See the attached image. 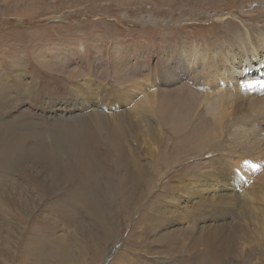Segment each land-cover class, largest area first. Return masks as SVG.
<instances>
[{
    "label": "rangeland",
    "instance_id": "374dc122",
    "mask_svg": "<svg viewBox=\"0 0 264 264\" xmlns=\"http://www.w3.org/2000/svg\"><path fill=\"white\" fill-rule=\"evenodd\" d=\"M152 18L156 22H151ZM224 20L226 22L230 20V25L233 24L231 27L237 26L236 24L240 25L241 30L248 27L245 33L258 30L257 28L264 24V1L0 0V81L7 88V96L11 97V99H0V121L5 123L9 120L19 119L18 126H21L24 120L35 122L48 120V122H52L55 119L54 122H59L57 120L61 117L58 115H62L66 119L78 115H84L85 117L88 115L86 111L95 112L96 109L102 113L112 114L113 108L111 106H115L116 110L118 108V110L124 111L126 119L128 118L127 121H131L137 127L133 128L135 130L133 138L129 137L132 132L128 133V131L124 136V145L127 152H131L135 157L133 162L136 165L129 160L133 158L129 153L126 162L127 168L122 166L116 171V165L112 169L106 162H95V166L99 164L97 172L99 179L101 178V189L105 185L122 182V178L128 175L130 179H128L129 188H127V193H133L134 191L130 187L138 181V178H136L138 171H143L148 176L146 183H143L144 186H140L142 183L138 185L137 195L139 198L135 197L132 205L122 204L120 197L117 196L116 204L112 207L102 204L101 207L97 208V211H99H95L99 216V222L104 227L97 225L95 233L98 238H101L98 246H102L103 250L107 248L105 254H96V250H94L95 243L87 238L83 229L84 225H87L94 215L90 216L89 209L92 208V202H90L92 199L87 194L88 192L84 193L83 206L77 205L74 207L78 212V218L81 222H84V225L74 221L66 223L64 220H61L60 223L56 222V224L48 225L50 226L48 228H53L55 231L49 233L48 229L44 235L49 237L50 240L59 238V243L54 244V249L60 245L62 240H68L70 244L72 257H68L67 264H179V262L185 261L189 257V252H181L180 255L172 254L173 256L163 253L164 247L157 240L162 234L174 233L183 237L182 245L185 248L190 246V239L186 238L189 235L188 229L194 230L196 227L193 219V209L195 208L192 206V199H189L191 195H195V191L190 187H202L205 181L209 179L204 174L208 166L202 161H204V152L210 151H207L208 149L203 151L206 146H202L203 148L191 150L184 156H179L178 161L171 160L177 157L179 153V150L175 148V144H178L175 140L179 141L180 137L186 135L189 137L190 135L192 127L187 125L189 123L185 124V127L181 126L176 132L167 129L157 120L155 115H151L152 117L150 116L147 119L146 124L155 128L153 137L161 135L159 144V141L153 137L151 138L149 132L140 130L143 125L139 123L144 122L145 119L139 122L136 118V115L139 117V114L135 115L134 111L140 110L139 101L143 96L150 91H155L156 88L151 81L160 82L159 79L161 78V72L164 71L165 64L173 59L171 58L173 56L172 52L178 51L179 45L185 49L194 47L203 50L205 47L206 50L208 48L214 50L213 47L215 46L216 49L217 43L224 46V42L229 41L227 37L228 35L231 36L230 33H233L234 29L230 28L229 25L224 26ZM174 61L170 62L172 66H176ZM83 82L87 86L83 85ZM182 83H186V81ZM177 89L185 91L189 96L188 87L180 86ZM17 93L20 96L23 93L25 95L20 98L19 95H16ZM87 99L90 101L84 103ZM11 100L14 101L12 106L10 105ZM91 101H98L100 104L110 103L111 105L105 106L106 109H104V106L102 108L100 106H89L85 109L86 111L82 109L80 111L77 108L75 111H71L65 105L62 109H56L57 105L65 102L76 103V107L80 108L88 105L87 103ZM195 123H197L196 120ZM72 124L77 125L81 132L87 125L86 120L83 119L72 121ZM22 134L25 135V132ZM12 135L7 133L10 140L13 139ZM36 140L37 138L24 140V144L29 147L35 145ZM186 142L188 141L186 140ZM194 142L195 140H189L188 143L193 146ZM227 146L229 147L227 148ZM220 149L221 152H229L230 159L234 156L233 153L236 150L238 154H234L238 155L237 157L243 154L242 148L226 142L223 138L220 140ZM220 151L214 152V155L220 156ZM143 154H147V156ZM191 154L195 155L192 156ZM188 156L192 157L188 158ZM261 157L263 160H261ZM258 159L260 161H255L259 162L257 163L258 166L248 176L245 174L242 177H237L235 168L226 173H221L219 169L213 171V176L209 180L212 191L208 194L209 198L201 206L203 208L200 207V209L208 211L210 206L208 212L214 210L217 195H220V189L225 185H230V187L236 185V191L242 195L245 194L246 201L251 200L245 210L240 209L239 206L236 207V200L230 202V204L228 203L227 208L223 209V213L227 216V218L224 217L227 223L234 222L248 232V235H245V232L238 236L233 231L234 225L232 224L227 225V232H224V234H235V240H231L234 245L230 243V238H228L227 245H225L227 247L232 245L236 253V259L234 258V260L240 261L243 259L245 264H264V163L262 164L264 157L260 156ZM21 160L23 163L20 167H24L23 169L28 171L26 176L23 170L16 169L10 172L0 168V171L4 170L0 172V177L6 180V183H4L6 186L4 185L3 188H8L7 193V189H0V200L3 199L6 203L5 193L10 198L14 195L18 200L21 198L20 194L23 197L32 196L31 193L23 192V189L17 185L18 183H24L25 180L27 181L31 177L35 179L36 176L34 175L39 176L41 180L46 177L44 165L33 167L25 162L26 159ZM65 161L71 162V160ZM169 161H171V166L167 163ZM221 161H216L219 166H221ZM195 163H198V167L194 166ZM156 169H159V171ZM196 172L197 174L199 172L200 176L196 175ZM78 179L79 177L74 182L70 181L71 184L68 183L66 190L78 183ZM33 180L31 183L33 186L31 187L36 188L34 194H40L41 190L38 188L37 179ZM47 183L50 182L47 181ZM246 186H249L250 189ZM251 188L253 193L249 194ZM47 195L43 199L42 203L44 204L50 202L49 205H53L66 201L63 194L58 196ZM98 195L100 196L98 200L102 199L101 190ZM213 196L214 199H212ZM240 197L238 196L237 199ZM210 203H213L214 206L211 207ZM40 205L38 206L39 209L37 208L40 217L44 214L47 218H51L52 215L57 214L56 212L51 214L48 210L46 212L41 211L44 206L40 207ZM257 207L260 208V210H256L259 216L254 211V208ZM207 211H204L201 215L210 217L211 215L206 214ZM250 211H254L255 214H251ZM231 213L237 217H232ZM249 214L260 221L257 222L253 219L248 222L247 216ZM31 215V220L27 219L26 221L27 226L22 223V227L20 229L16 228L17 231L15 229V232L12 231V235L6 225L5 227L1 225L0 264H25L23 262L25 254L22 250L25 248V239L38 237L37 232H30L31 226H33V223L36 224L35 219H37L35 214ZM219 220L211 216L210 219L201 221L200 217L197 226H201L206 230L210 225L215 226L220 223ZM167 222L168 224H166ZM111 226L115 228L113 237L106 239L104 242L107 230ZM182 229L183 231L185 229V231L183 232ZM108 236L110 237L111 234ZM219 238L214 240V245L223 239L222 234ZM49 239L47 238V243H49ZM9 240L10 242L7 243ZM41 244L36 246L35 249H40ZM1 246L2 248L6 247L2 249ZM82 247L88 248L83 252L84 248L82 249ZM203 248L208 249V245L204 244ZM164 250L166 251L165 248ZM37 252L40 253L39 250ZM42 254H39L40 258ZM35 257L33 253L28 257L30 264H36ZM173 259L174 261H172ZM195 260L198 261V259ZM52 263L57 264L56 261Z\"/></svg>",
    "mask_w": 264,
    "mask_h": 264
},
{
    "label": "bare ground",
    "instance_id": "6f19581e",
    "mask_svg": "<svg viewBox=\"0 0 264 264\" xmlns=\"http://www.w3.org/2000/svg\"><path fill=\"white\" fill-rule=\"evenodd\" d=\"M259 1L261 2L264 0ZM150 21L156 22V20H153V18ZM227 25H229V27L234 30L233 33H230L231 36L228 35L227 40L229 41H225L224 46L220 43H217L216 49L214 48L215 46L213 47L214 50H212V48H208V50H206L205 47L203 50H199V48L193 47L191 49L186 48L188 50L187 51L185 48L180 47L179 45L177 48L178 51L175 50V52H172L173 56L171 58L173 59L169 61L166 60L167 63L164 66V71L161 72V78H158L160 82H157L154 79V81H151L152 85H154V87L156 88L155 91H150L148 94L143 96V98L139 101L140 110L134 111L135 115L139 114V117H137L136 115V118L139 122L145 119L144 122L137 123L143 125V128H141L140 130L149 132L151 138L153 137L152 135L155 132V128L147 126L146 124L147 119L151 115H155L157 117V120L160 121L167 129L175 130L176 132H178L177 129H179L181 126L189 123L187 125H190V127H192L190 135L189 137L188 135L180 137L179 141L175 140L178 143L175 144V148L179 150V153L177 157H174L171 160L178 161L179 156H184L189 151L200 149L202 146H206L203 151H205L206 149H208L207 151H210L206 153L204 152V161H202L205 165L208 166L206 170H203H205V177H209V179L205 181V184L202 187H190L195 191V195H191L189 199H192V206L195 208L193 209V219L195 220L196 226L194 230L188 229L189 235H187L186 238L190 239V246L185 248L182 245L183 237L177 236L174 233H161L162 235L160 236V238L158 237L159 239L157 240V242L166 249L165 251L163 248V253H167L170 255H180L181 252H189V257L187 258V260L181 261L179 262V264H245L243 259H241L240 261L234 260L236 253L232 248V245L231 247L226 246V243L229 240L228 238H230V241L235 240V234H224V232H227L226 227L229 224L234 225L233 231L236 232L238 236L242 233H245L247 230L242 229L240 225H236L234 222L227 223V216L223 213V209L227 208L226 205L228 203L230 204V202L236 200V207L239 206L240 209L243 208L245 210L248 202H250L251 200L246 201L244 198L245 194L243 193L244 195H242L240 194V192L236 191V185L235 187L225 185L220 189V195H217V203L215 204L216 208L214 210H210V212H208L210 208L209 204V208L207 207L208 211L206 209H200V207L209 198L208 194H210L212 191L209 185V180H211L213 176V171L219 169L221 173H226L230 169L235 168L237 172L235 173L238 175L237 177H242L245 174L246 176H248L250 172L258 166L257 163L259 162L255 161H260V159H258L260 156L264 157V24L261 27L257 28L258 30H255L253 32L250 31L251 33L248 30V32L245 33V30L248 27H244L241 30L240 25L236 24L237 26L231 27L233 26V24L230 25V20L229 22H226V20H224V26L227 27ZM173 61L176 66H172L170 64V62ZM183 81H186L187 84L182 83ZM178 83L180 84L177 85ZM83 85L87 86V84L85 83ZM180 86L188 87L189 96H187L185 91L181 90L183 88L177 89L178 87L180 88ZM6 90L7 88H5V84L0 81V99H11V97L7 96ZM23 91L25 92V89ZM19 93L21 94V91ZM19 93H17L16 95H19ZM24 95L25 93H23L22 96H19L21 98ZM88 100L89 99L84 101V103H86ZM97 100H99V98H97ZM12 104H14L13 100L10 101L11 106ZM75 104L76 103L73 102H65L64 104L57 105L56 109H62L64 105L67 106V109L71 111H75L76 108L77 110H85L89 106H100L101 108L104 106V109H106L105 106L107 107L108 105H111L110 103L100 104L98 103V101H91L90 103H87L88 105H80L81 107L78 108ZM111 108H113L112 114L102 113L101 111L96 109L95 112H88L85 110L88 114H85V117L84 115H78L66 119L62 115H58L61 117V119L59 118V120H57L59 122H54L55 119L53 118H51L53 119L52 122H48V120H43L44 122L24 120L22 121V125L18 126L19 119L9 120L5 123H3V121H0V168H4L6 171L10 172L15 171L16 169L23 170L26 176L28 171L26 169H23L24 167H20V165H22L23 163L21 159H26L28 162H25L28 165L33 167H41L42 165H44L46 170V177L44 180H41L39 176L34 175L36 176L35 179H37L36 182L38 184V188L41 190L40 194H34L36 188L34 189V187H31L33 186L31 184L32 180L34 179L32 177L27 179V181L25 180L24 183L17 184L19 188L23 189V192L31 193L32 195H27L29 197H23L20 194L21 198L19 200L14 197V195L12 198L6 195V193L8 192V188H6L7 190L3 188L6 180H3L0 177V189L6 190L4 198L7 199V203L4 202L3 199L0 200V227L1 225L3 227H5L6 225L10 229V233L12 235V231L15 232L16 228L20 229L22 227V223L26 224L27 219L31 220V214H35L37 216V219H35L36 224L33 223L30 232H37L38 237L36 238L34 236L30 237L29 239H25V248L22 249L23 253L25 254L23 257V262L25 264H30V262L28 261V257L31 256L32 253L36 256V264H53V261H56L57 264H67L68 257L71 256L69 247L70 244L68 240L60 241V245L54 249V244L59 243V238H52V240H50L49 237H46L44 235V233L47 232L48 229L49 233H53L55 229L48 228L50 227L48 225L52 223L56 224V222L60 223L61 220H64L66 223L74 221L84 225V222H81L80 218H78V212L74 208L77 205L83 206L84 193L88 192L87 194L91 196L92 200L90 202H92V208L90 207L89 212L90 216L93 214L94 215L93 219L90 220L87 225H84L83 229L85 230L87 238L95 243L94 250H96L97 255H104L107 251V248L103 250L102 246H98L101 238L97 237L95 233V227L97 225L101 226L102 228L104 227L99 222V216L97 214L99 210L97 211V208L101 207L102 204H106L112 207L114 204H116L117 196L120 197L122 204L128 205L133 204L135 197L139 198V196L137 195L138 185L142 183L140 186H144L143 183H146L148 177L143 171H138L136 177L138 178V181L130 187V189L134 191L133 193H127V188H129L128 179H130L128 178V175L122 178V182L112 185H105L106 188L104 187L102 189L100 186L101 178L99 179V174L97 172V167L99 166V164L96 163L98 165L95 166V162H106L109 166L112 167V169H114V166L116 165L115 171L122 166L127 168L126 162L129 158V151L127 152V149L124 145V136L128 131V133H133H131V136H129L130 138H133L135 136V130L133 128H137L131 121H127L128 118L126 119L124 111L118 110V108L116 110L115 106H111ZM59 114L61 113L59 112ZM78 119L86 120L87 125L84 127L82 132L79 130V127L77 125L72 124V121ZM195 120L197 123H195ZM24 132L25 135L22 134ZM7 133H10L11 135L13 133L12 140L8 138ZM18 134L20 135L16 136ZM35 138H37L39 143L36 142V140L34 143L35 145H31L29 147L24 144V140H33ZM153 138L159 141L160 144L161 135L154 136ZM222 138L223 140L225 139L226 142L233 143L234 145L242 148L243 154L240 153L241 156L237 157L238 155H235L238 154L236 150L234 152L235 154L233 153L234 156H232V158L230 159L229 152L220 151V140ZM186 140L188 142L189 140H195L194 145L191 146V144L186 142ZM228 147L229 146H227V148ZM216 151L221 152L220 156L214 155V152ZM148 153H150V151H148ZM129 154H131V156L133 157L129 160L134 163L133 160L135 157L131 152ZM143 155L147 156V154ZM192 156H188V158ZM65 160H71V162H67ZM217 160H222V167L217 164ZM261 160H263V158ZM167 163L169 164V166H171V161ZM263 163L264 162H262V164ZM134 165L136 164L134 163ZM194 166L198 167V163H195ZM136 168L138 169V166ZM156 170L159 171V169ZM196 175L200 176V173L198 172L197 174L196 172ZM77 177H79L78 183L75 182L76 184H74L72 188L66 190V186L69 185L68 183L71 184V182H74V180L76 181ZM35 179L33 181H35ZM47 181L50 183H47ZM125 184L127 185V187ZM246 187L249 188V186ZM240 189L242 190V188ZM100 190L102 199L98 200L100 198V194L98 195V192H100ZM248 193H253L252 188ZM47 194L50 196H58L60 194H63L66 197V201L64 200V202L62 201L55 204L51 203L53 205H49L50 202L49 204H44L42 202L45 198V195ZM238 196L243 197H240L241 199H237ZM212 199H214V196ZM212 204L211 207L214 206ZM39 205L40 207L44 206L41 211L46 212L48 210L51 214H53L54 212H56L57 214L52 215V217L50 216L51 218H47L44 214L40 217L38 213ZM256 210H260V208H254V211ZM204 211H207L206 214L220 219V223H215V226L210 225L208 228H206V230L201 226H197L200 217L201 221H205L211 218V216L208 217L205 215H201ZM254 211H250L251 214H253ZM257 215L259 216V213H257ZM231 216L237 217L232 213ZM251 216L252 215L250 214L247 216L248 222L254 219ZM256 219L257 218H255L254 220L257 222L260 221L259 219ZM53 220H55V222H53ZM166 224H168V222ZM114 230L115 228L113 226H111L110 229L107 230L108 232L105 235L106 237L104 242L106 241V239H111L113 237ZM256 232L260 234V232ZM110 234L111 236L109 237L108 235ZM221 234L223 239L214 245V240L220 239L219 236ZM245 235H248V232H246ZM47 238L49 239V243L46 242ZM9 242L10 240L7 241V243ZM230 243L233 244L232 241ZM39 244H41V246L40 249L37 250H39L40 253H43L41 258L39 255L40 253L38 254L37 250L35 249V247ZM204 244L208 245V249L203 248ZM83 248L84 247H82V249ZM87 248L88 247H85L83 252ZM195 259H198V261ZM172 261H174V259Z\"/></svg>",
    "mask_w": 264,
    "mask_h": 264
}]
</instances>
